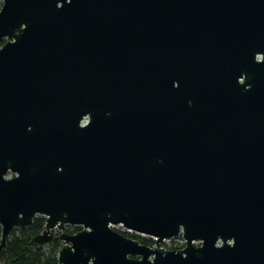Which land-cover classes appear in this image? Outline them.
Segmentation results:
<instances>
[{"label":"water","instance_id":"water-1","mask_svg":"<svg viewBox=\"0 0 264 264\" xmlns=\"http://www.w3.org/2000/svg\"><path fill=\"white\" fill-rule=\"evenodd\" d=\"M0 1V251L264 264V0Z\"/></svg>","mask_w":264,"mask_h":264},{"label":"trees","instance_id":"trees-1","mask_svg":"<svg viewBox=\"0 0 264 264\" xmlns=\"http://www.w3.org/2000/svg\"><path fill=\"white\" fill-rule=\"evenodd\" d=\"M43 224L44 218L37 216L32 220L30 226L14 229L6 238L4 249L0 251V264H58L57 254L61 249L58 241L54 240L40 246L29 242L31 238L41 233ZM67 232L72 234L69 228H67ZM117 232L123 237H128L126 233ZM135 237L140 243H148L147 246L152 244L151 240ZM169 250L176 249L171 247Z\"/></svg>","mask_w":264,"mask_h":264},{"label":"rangeland","instance_id":"rangeland-1","mask_svg":"<svg viewBox=\"0 0 264 264\" xmlns=\"http://www.w3.org/2000/svg\"><path fill=\"white\" fill-rule=\"evenodd\" d=\"M0 3H1V1H0ZM7 178H10V175H8ZM111 229H113L114 231H119L120 232V230L117 229V228H111ZM63 232L65 233V230H63ZM50 233L53 234L54 236H57L59 234V232L57 230H52V231H50ZM127 236H128L127 237L128 239L135 240V241L139 242L138 238H136L134 235L127 234ZM59 244H60V247L63 246V243L59 242ZM146 244L149 245L148 243H146ZM151 245H153V243ZM183 245H184V242L181 243V242H178V241H168V242H163L162 243V248L165 249V250H169V248L174 247L176 250H180V249L183 248ZM193 245L194 246H198L199 244L196 243V244H193Z\"/></svg>","mask_w":264,"mask_h":264},{"label":"built area","instance_id":"built-area-1","mask_svg":"<svg viewBox=\"0 0 264 264\" xmlns=\"http://www.w3.org/2000/svg\"><path fill=\"white\" fill-rule=\"evenodd\" d=\"M117 229L120 230V232H123V233H126V234H129V235H134V236H137V237H140V238H143V239H147V240H151L153 245H154V239L153 238H150V237H146V236H143V235H137L133 232H130V231H127V230H124L123 228L121 227H115ZM168 241H178V242H181L183 243V239H182V236H181V233H179L175 238L171 239V240H167V241H164V242H168ZM197 243V242H196ZM196 243H193V244H196ZM199 244V243H197ZM153 245L149 246V247H153Z\"/></svg>","mask_w":264,"mask_h":264},{"label":"flooded vegetation","instance_id":"flooded-vegetation-1","mask_svg":"<svg viewBox=\"0 0 264 264\" xmlns=\"http://www.w3.org/2000/svg\"><path fill=\"white\" fill-rule=\"evenodd\" d=\"M67 228H69V230L72 231V234H70V233L67 232ZM64 230H65V233L68 234V235H73V234H76V233H78V232L80 231V229L77 228V227H65ZM116 232H117V231H116ZM125 238H127V237H125ZM127 239H128V238H127ZM138 243H139V242H138ZM139 244L144 245V246H147L146 244H143V243H139Z\"/></svg>","mask_w":264,"mask_h":264}]
</instances>
